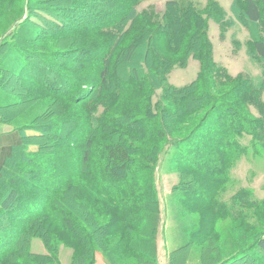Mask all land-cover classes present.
<instances>
[{
  "label": "trees",
  "instance_id": "trees-1",
  "mask_svg": "<svg viewBox=\"0 0 264 264\" xmlns=\"http://www.w3.org/2000/svg\"><path fill=\"white\" fill-rule=\"evenodd\" d=\"M45 1L55 8L43 9H59L63 24L48 20L50 29H32V36L22 20L36 8L30 0L0 4V94L25 92L19 101L2 97L0 111L52 99L48 121L41 129L31 124L37 133L12 144L0 164V264H61V245L72 248L71 264H95L99 251L110 264H157L163 218L155 170L169 152L183 176L209 180L208 188L192 189L187 199L206 203L207 218L232 219L235 231L251 234L248 247L222 259L220 227L204 229L207 264H264V198L244 188L231 197L236 207L229 210L213 190L230 182L229 170L243 156L264 151V81L232 76L214 60L209 17L217 16L223 29L224 12L214 3L202 13L193 2L176 0H168L163 13L140 12L145 0ZM262 1L245 0L240 20L264 61ZM68 33L92 45L62 59L33 45ZM7 47L20 64L6 61ZM190 57L201 65L197 79L174 86L170 73ZM57 103L62 108L55 116ZM0 116L17 126L18 120ZM32 138L47 143L29 151ZM243 208L252 209L255 223ZM35 238L46 253L32 250ZM191 245L178 252L191 253Z\"/></svg>",
  "mask_w": 264,
  "mask_h": 264
},
{
  "label": "rangeland",
  "instance_id": "rangeland-1",
  "mask_svg": "<svg viewBox=\"0 0 264 264\" xmlns=\"http://www.w3.org/2000/svg\"><path fill=\"white\" fill-rule=\"evenodd\" d=\"M6 0L0 1V4L4 5ZM168 0H145L138 5L137 9L142 12L144 10L155 9L159 13H163L166 10V3ZM181 3L185 1H191L194 3L196 11L205 13L209 4L212 3L216 7L224 12L225 18V28H221L218 23V18L215 15L209 17V35L213 42L214 47V60L216 63L224 67L228 73L232 76L242 75L249 78L256 85H260L264 81V61L258 60L252 42L250 41V32L245 23L244 17V1L245 0H176ZM214 3V4H213ZM29 4H33L36 8L33 12L29 9L22 18L27 24L26 27L30 28V35L32 36V29L34 31H39V27L43 26L46 29H50L49 21L62 25L63 16L56 11V13L44 10L43 8L52 7L45 0H30ZM235 10L237 13L235 15ZM264 5V0L262 1ZM86 6H90L87 3ZM64 7V6H62ZM55 8V7H52ZM81 8V7H80ZM78 8V10L80 9ZM70 14V12H65ZM242 19V20H240ZM21 20V22H22ZM49 20V21H48ZM66 22V19H65ZM250 28V25H249ZM62 30H66L61 27ZM61 30V31H62ZM67 31H70L67 28ZM69 34V33H68ZM59 34L57 36L50 37L51 39H43L36 42L33 45H37V48L43 52H52L59 59L63 58V55L67 58L69 53L72 51H79L77 48L92 45L93 40H90L88 44H81L76 36L69 34ZM99 37V36H98ZM7 54L4 55L6 61H12V63L20 64L21 62L13 57L9 47L6 49ZM81 52V51H80ZM64 61V60H63ZM64 64L69 67L79 68L80 65L77 63H72V61H64ZM15 67V66H14ZM200 62L190 57L184 66H177L173 69L169 76V82L176 87H183L190 84L197 79L200 72ZM24 77V76H23ZM28 86L32 85L28 76L24 77L23 80ZM32 83V84H31ZM12 86V85H10ZM161 91L158 92L160 94ZM24 91L14 92L12 88L11 91L0 94V99L2 97H10L11 100L19 101L24 97ZM264 98V91H263ZM41 100V99H40ZM52 99H46L45 101H35L30 106H25L23 108H15L12 111H0L5 116L7 120L12 122H17L15 124H9L8 122H3L0 116V133L2 136H7V139L11 137V142L15 144L22 139L23 135H28L33 137L37 131L31 124L38 125L41 129V124H45L48 120L45 116L47 108ZM62 107L60 104L54 106L52 115H59L58 112ZM256 114L257 110L252 109ZM59 117V116H58ZM52 119L55 117H51ZM56 121V120H55ZM25 123V124H23ZM218 125H216L217 127ZM23 127L24 130H23ZM36 139V140H35ZM250 137H246L243 140L244 144H249ZM45 139L32 138L31 142L28 141V149H34L38 151L42 149L46 144ZM171 152L168 155L162 157V161L157 166L155 173L157 176V185L159 189L160 199H161V215L163 218L162 225L160 227L159 233L157 235L156 242L158 244V259L157 264H207L210 258V252L208 253V244L205 239L207 237H202L201 233L204 229L213 225H218L221 230V243L223 244V257L228 258L233 256L236 251H238L240 245H250V237L244 234L242 231H235L234 225L232 224V219L225 218L219 220H213V218H207L206 212H211L210 207L206 203H198V199L188 200L187 196L189 191L192 189L203 186L208 188L209 180L204 179L205 177H200L196 174H182L183 167L178 166L173 168L170 163ZM253 154V153H252ZM2 163V161H1ZM0 163V164H1ZM32 169V166L28 168ZM42 174H44L47 169L44 168ZM21 173V172H20ZM20 175V174H18ZM230 182L226 185H220L213 188L217 192H220L219 197L221 199V204H225L227 208H235L231 197L238 191L248 188L254 192V195L258 199L264 198V151L262 155L253 156L250 154L243 156L238 160L229 170ZM26 188L29 187L28 184L24 185ZM203 190H201L202 192ZM237 209H239L237 207ZM245 214L249 213L251 222L255 223V216L252 213L251 208L242 209ZM210 215V214H208ZM241 233L240 238L236 236V233ZM202 237V238H201ZM243 244H237V240ZM217 242V241H216ZM189 250L191 253L178 252L181 247L191 244ZM246 246H243L244 248ZM32 250L38 253H46V248L43 242L39 238H35L32 241ZM72 248L61 245L59 251V257L61 264H71L72 262ZM102 254L106 261L110 264L108 259L105 257L103 252H97ZM187 256H186V255ZM182 255L183 258H182ZM96 263V262H95ZM120 264H125L120 260Z\"/></svg>",
  "mask_w": 264,
  "mask_h": 264
},
{
  "label": "crops",
  "instance_id": "crops-1",
  "mask_svg": "<svg viewBox=\"0 0 264 264\" xmlns=\"http://www.w3.org/2000/svg\"><path fill=\"white\" fill-rule=\"evenodd\" d=\"M1 126L2 125L0 124V128H1ZM2 134L0 133V163L3 160V158L5 157L9 148L13 144V142H11V137L9 139H7V136H2ZM158 244L159 243H157V245ZM95 264H109V263L106 261V259L104 258V256L102 254H98L96 256V263Z\"/></svg>",
  "mask_w": 264,
  "mask_h": 264
}]
</instances>
